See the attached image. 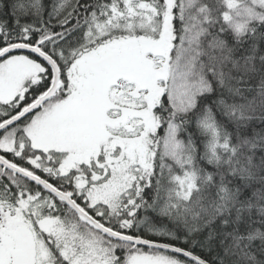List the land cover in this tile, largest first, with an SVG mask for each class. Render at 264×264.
Masks as SVG:
<instances>
[{"label": "snow or ice", "instance_id": "6c2138e0", "mask_svg": "<svg viewBox=\"0 0 264 264\" xmlns=\"http://www.w3.org/2000/svg\"><path fill=\"white\" fill-rule=\"evenodd\" d=\"M0 264H264V0H0Z\"/></svg>", "mask_w": 264, "mask_h": 264}]
</instances>
